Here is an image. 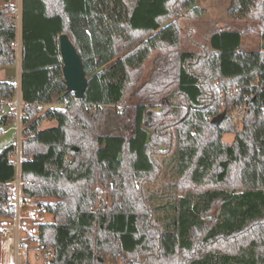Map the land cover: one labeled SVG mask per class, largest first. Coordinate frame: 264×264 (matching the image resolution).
<instances>
[{
	"label": "trees",
	"instance_id": "16d2710c",
	"mask_svg": "<svg viewBox=\"0 0 264 264\" xmlns=\"http://www.w3.org/2000/svg\"><path fill=\"white\" fill-rule=\"evenodd\" d=\"M199 1L23 0L21 189L54 215L30 232L49 264H264V50H244L252 28L241 27L181 49L180 21L203 15ZM229 4L231 19L256 22L264 40V0ZM63 33L88 76L83 98L67 89ZM16 38L7 4L0 67L16 64ZM16 91L0 81V102ZM45 120L58 125L41 128ZM16 151H0L7 219ZM159 179L166 184L149 190Z\"/></svg>",
	"mask_w": 264,
	"mask_h": 264
},
{
	"label": "rangeland",
	"instance_id": "374dc122",
	"mask_svg": "<svg viewBox=\"0 0 264 264\" xmlns=\"http://www.w3.org/2000/svg\"><path fill=\"white\" fill-rule=\"evenodd\" d=\"M20 0H0V11L7 5H18ZM199 5L204 9L203 15L196 19H181V49L183 50H197L200 46L205 44L208 34L219 28H252L249 32L243 36L242 48L244 50H259L262 49V34L258 29L254 27L257 25L256 22H247L240 20H232L229 16V0H200ZM20 29V27H19ZM155 68V56H152L145 66V73L143 80L149 78L150 73ZM134 102V98L129 96L126 99L125 105H130ZM124 105V106H125ZM226 111V110H224ZM223 111V112H224ZM227 113V111H226ZM234 115L237 126L241 128L240 116L235 112ZM58 125L55 120H46L42 128H48ZM24 128V124H23ZM22 128V129H23ZM5 129V127H4ZM234 133H226L223 136V140L232 142L234 140ZM15 132L11 131L9 133L3 132L0 136V151L7 146V144L14 142ZM166 184L165 180H157L156 183H150L148 189L153 190L155 188H161ZM21 224L20 229L21 237L27 236L24 244L19 247V254L21 255V260H27V256L30 255V259L38 264H49L51 257L50 255L38 248L37 244L29 237V231L39 223L53 222L54 215L44 208H41L36 202L29 198L28 201H23L20 208ZM15 218H10V231L6 235L0 234V264L15 263V257L17 255L16 248V230H15ZM33 234V233H32ZM35 235V234H33ZM26 255V256H25ZM38 255L39 258H36Z\"/></svg>",
	"mask_w": 264,
	"mask_h": 264
},
{
	"label": "built area",
	"instance_id": "2783aa9c",
	"mask_svg": "<svg viewBox=\"0 0 264 264\" xmlns=\"http://www.w3.org/2000/svg\"><path fill=\"white\" fill-rule=\"evenodd\" d=\"M11 9L16 19H18L21 14V10H22L20 3L18 5H11ZM13 45L17 49L21 48V43L17 39L15 40V42H13ZM25 107H26L25 102L22 101L18 95H15L10 100L0 102V118L4 116H14V119L19 122V128L21 130V133L19 135L20 148L17 147V151L12 160L14 164H16L17 166V177H16V180L12 183L14 185V189L12 190V197L10 198L8 202V205L13 206L15 209L14 218L16 221V224H15L16 232H19L20 229L22 228L21 216L19 212H20V207L23 201H26V198L23 196L21 188L25 182L28 183V181H23L21 178V162H22V148L21 147H22V142H23V129L22 128H23V118L26 114ZM118 108L123 109V106L119 105ZM5 126L6 125H2L0 123V136L2 132L5 130L4 129ZM8 232L9 231L5 223V218L0 217V234L6 235ZM37 232H38V227L34 226L31 229V233L36 234ZM18 244L20 245V241L18 242Z\"/></svg>",
	"mask_w": 264,
	"mask_h": 264
},
{
	"label": "crops",
	"instance_id": "0c3cea01",
	"mask_svg": "<svg viewBox=\"0 0 264 264\" xmlns=\"http://www.w3.org/2000/svg\"><path fill=\"white\" fill-rule=\"evenodd\" d=\"M19 3H20V6H21V9L22 10H21V14H20L19 18L16 19V25H17V38L16 39L21 43V48H18V49L16 48V50H17V62H16L15 65H4V66H1L0 67V81H8V82L14 83L15 86H16V88H17V91H16V94L15 95H18L19 98L22 101H24L23 98H22V92H21V81H22V32H23L22 17H23V0H20ZM19 27H20V29H19ZM57 105H59L58 102H53L51 104V106H57ZM43 123H42V125H43ZM42 125H41V128H42ZM5 127H6L5 130H4L5 132H7V133H9L11 131H14L15 132V139L16 140H14V142H11V143H15L16 146L18 148H20L19 135L21 133V130L19 128V122L16 121L15 119H13L12 122L9 125H6ZM11 143H9V144H11ZM9 144H7V145H9ZM28 200L29 199L26 198V201H28ZM32 200L38 204V201H39L38 199L32 198ZM20 213L21 212H19V214ZM5 223L7 225L8 231H10V229H9L10 219L5 218ZM30 232H31V230L29 231V234H28L29 237H30ZM15 233H16V236H17V240H16V248H17L16 251H17V255L15 257V263H10L9 262L7 264H17V263H19V264H38L37 262H34L32 260V258L30 259V255L27 256V260H24V261L21 260V255L19 254V247L21 246V244H24V241H26L27 236H25L24 238L21 237L20 231L19 232H15ZM18 239L20 241V245L18 244V242H19ZM34 242L37 244V246H38L39 249L46 251L50 255L49 249H44L43 247H40V245H39L38 242H36V241H34ZM36 258H39L38 255L36 256Z\"/></svg>",
	"mask_w": 264,
	"mask_h": 264
},
{
	"label": "water",
	"instance_id": "95a60500",
	"mask_svg": "<svg viewBox=\"0 0 264 264\" xmlns=\"http://www.w3.org/2000/svg\"><path fill=\"white\" fill-rule=\"evenodd\" d=\"M59 47L63 60V74L68 91L74 92L77 98H83L88 86V76L85 72L82 57L67 33L59 36ZM264 50V40L262 44ZM226 111L211 120L217 127L223 121Z\"/></svg>",
	"mask_w": 264,
	"mask_h": 264
}]
</instances>
